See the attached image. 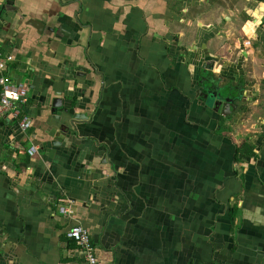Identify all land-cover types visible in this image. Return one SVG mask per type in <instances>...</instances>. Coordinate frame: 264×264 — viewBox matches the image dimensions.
<instances>
[{
  "label": "crops",
  "instance_id": "1",
  "mask_svg": "<svg viewBox=\"0 0 264 264\" xmlns=\"http://www.w3.org/2000/svg\"><path fill=\"white\" fill-rule=\"evenodd\" d=\"M249 5L1 0L2 74L28 97L0 122V264H84L75 226L98 264H264Z\"/></svg>",
  "mask_w": 264,
  "mask_h": 264
},
{
  "label": "built area",
  "instance_id": "2",
  "mask_svg": "<svg viewBox=\"0 0 264 264\" xmlns=\"http://www.w3.org/2000/svg\"><path fill=\"white\" fill-rule=\"evenodd\" d=\"M1 2V0H0ZM14 61L12 55H6L0 52V122H2L8 114L13 118H17L20 114L19 107L27 102L28 89L24 86L17 85L12 78L6 74H2L9 67V64ZM20 126L23 130L31 127L29 117H24ZM36 149L29 150V154L34 156ZM64 214H70L69 208H61ZM67 236L72 240L81 250L83 254L84 264H98L96 254V246L88 231L81 226H75L67 233Z\"/></svg>",
  "mask_w": 264,
  "mask_h": 264
},
{
  "label": "rangeland",
  "instance_id": "3",
  "mask_svg": "<svg viewBox=\"0 0 264 264\" xmlns=\"http://www.w3.org/2000/svg\"><path fill=\"white\" fill-rule=\"evenodd\" d=\"M241 1H243V0H241ZM258 3H253L252 1H251V3H250V5L249 6H251L252 8V10L254 9V8H256L257 9V7H258V5H257ZM263 7H264V5H263ZM263 7H261V11H263L264 9H263ZM261 13H263V12H259V10L257 11H253V15H254V18L256 19V21L259 19V16H260V14ZM256 24V23H255ZM249 27V29H250V32L253 30V27L252 26H248ZM249 29L248 28H246V30H247V32H249Z\"/></svg>",
  "mask_w": 264,
  "mask_h": 264
},
{
  "label": "flooded vegetation",
  "instance_id": "4",
  "mask_svg": "<svg viewBox=\"0 0 264 264\" xmlns=\"http://www.w3.org/2000/svg\"><path fill=\"white\" fill-rule=\"evenodd\" d=\"M248 1H249L250 3H251V1H252L253 3H255V4L258 3V4H257L258 7H257V9H255V11H256V10H257V11L259 10V12H263V11H261V7H263L262 4H263L264 2L259 1V0H248ZM263 9H264V7H263ZM261 17H262V13H261L260 16H259V19H258L257 21L255 20V23H256V24H258V23L260 22ZM253 19H255V18H252V21H253Z\"/></svg>",
  "mask_w": 264,
  "mask_h": 264
},
{
  "label": "trees",
  "instance_id": "5",
  "mask_svg": "<svg viewBox=\"0 0 264 264\" xmlns=\"http://www.w3.org/2000/svg\"><path fill=\"white\" fill-rule=\"evenodd\" d=\"M259 1H262V2H264V0H259ZM262 15H263V13H262Z\"/></svg>",
  "mask_w": 264,
  "mask_h": 264
},
{
  "label": "water",
  "instance_id": "6",
  "mask_svg": "<svg viewBox=\"0 0 264 264\" xmlns=\"http://www.w3.org/2000/svg\"><path fill=\"white\" fill-rule=\"evenodd\" d=\"M253 21H255V19H253ZM77 120V119H76Z\"/></svg>",
  "mask_w": 264,
  "mask_h": 264
}]
</instances>
